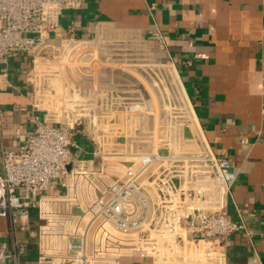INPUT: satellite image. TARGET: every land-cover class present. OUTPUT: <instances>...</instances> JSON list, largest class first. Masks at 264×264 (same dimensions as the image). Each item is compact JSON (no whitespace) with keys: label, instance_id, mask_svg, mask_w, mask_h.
Here are the masks:
<instances>
[{"label":"built area","instance_id":"built-area-1","mask_svg":"<svg viewBox=\"0 0 264 264\" xmlns=\"http://www.w3.org/2000/svg\"><path fill=\"white\" fill-rule=\"evenodd\" d=\"M85 1L0 0V90L13 86L11 60L31 54L33 111L25 143L0 144V264H120L135 253L239 264L227 250L244 229L228 211L237 172L205 138L168 37L148 34L165 59L102 54L94 38L58 29Z\"/></svg>","mask_w":264,"mask_h":264},{"label":"crops","instance_id":"crops-1","mask_svg":"<svg viewBox=\"0 0 264 264\" xmlns=\"http://www.w3.org/2000/svg\"><path fill=\"white\" fill-rule=\"evenodd\" d=\"M58 29L94 38L102 54L126 61L168 58L148 34L159 29L168 37L205 138L237 172L228 211L244 229L228 236V259L264 264V0H86L64 10ZM31 59L15 56L9 65L13 86L0 90V144L11 148L32 131L25 80ZM77 141L85 160L89 142ZM120 264L152 262L135 253Z\"/></svg>","mask_w":264,"mask_h":264},{"label":"rangeland","instance_id":"rangeland-1","mask_svg":"<svg viewBox=\"0 0 264 264\" xmlns=\"http://www.w3.org/2000/svg\"><path fill=\"white\" fill-rule=\"evenodd\" d=\"M8 227V223L7 220L5 218L0 217V229H5ZM34 242V247H35V240H33Z\"/></svg>","mask_w":264,"mask_h":264}]
</instances>
